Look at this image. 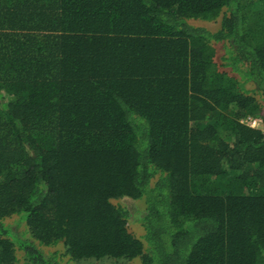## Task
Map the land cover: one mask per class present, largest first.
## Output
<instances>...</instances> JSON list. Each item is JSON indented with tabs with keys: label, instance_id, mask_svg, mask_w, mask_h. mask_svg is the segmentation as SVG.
Here are the masks:
<instances>
[{
	"label": "trees",
	"instance_id": "trees-1",
	"mask_svg": "<svg viewBox=\"0 0 264 264\" xmlns=\"http://www.w3.org/2000/svg\"><path fill=\"white\" fill-rule=\"evenodd\" d=\"M247 117L264 0H0V264H264Z\"/></svg>",
	"mask_w": 264,
	"mask_h": 264
},
{
	"label": "rangeland",
	"instance_id": "rangeland-1",
	"mask_svg": "<svg viewBox=\"0 0 264 264\" xmlns=\"http://www.w3.org/2000/svg\"><path fill=\"white\" fill-rule=\"evenodd\" d=\"M219 21V18L216 21H191L190 23L198 26H203L207 29L214 30L217 26V22ZM216 50V56L215 59H218L220 56L223 55V51L220 48L219 45L214 46ZM220 63V62H219ZM7 224H10L12 227H17L19 231H22L24 227L23 221H18L17 217H12L9 220H7ZM128 231L133 234L136 237H139L142 234V229L140 228V225L136 222H130L128 224ZM27 236V235H26ZM56 249V248H55ZM18 255H21L22 253L18 251ZM121 261H114L110 259H105L101 261H94V260H85V261H80L78 264H121ZM133 264H139V261L136 259Z\"/></svg>",
	"mask_w": 264,
	"mask_h": 264
},
{
	"label": "built area",
	"instance_id": "built-area-1",
	"mask_svg": "<svg viewBox=\"0 0 264 264\" xmlns=\"http://www.w3.org/2000/svg\"><path fill=\"white\" fill-rule=\"evenodd\" d=\"M240 122L249 128L259 130L264 135V123L262 122L261 118L247 117L242 119Z\"/></svg>",
	"mask_w": 264,
	"mask_h": 264
}]
</instances>
